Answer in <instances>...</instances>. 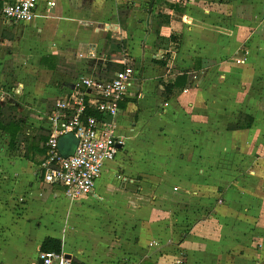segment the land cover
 <instances>
[{
	"label": "crops",
	"instance_id": "0c3cea01",
	"mask_svg": "<svg viewBox=\"0 0 264 264\" xmlns=\"http://www.w3.org/2000/svg\"><path fill=\"white\" fill-rule=\"evenodd\" d=\"M10 1L0 105L23 131L0 123V264H39L48 238L81 264H264V0H40L32 23L5 19ZM126 66L124 144L69 199L42 169L49 117L81 77Z\"/></svg>",
	"mask_w": 264,
	"mask_h": 264
},
{
	"label": "built area",
	"instance_id": "2783aa9c",
	"mask_svg": "<svg viewBox=\"0 0 264 264\" xmlns=\"http://www.w3.org/2000/svg\"><path fill=\"white\" fill-rule=\"evenodd\" d=\"M40 0H11L2 8V16L14 23H32L37 18ZM48 5L53 7L54 2ZM135 71L126 66L110 81L81 77L76 91L56 103L49 117L52 134L46 143L47 159L42 164L45 181L64 188L67 198L77 200L93 192L105 165L115 160L124 144L117 133L116 117L122 102L134 85ZM93 110L99 117L87 116ZM73 133L78 139L75 151L64 156L59 138ZM43 264H72L62 253L40 252Z\"/></svg>",
	"mask_w": 264,
	"mask_h": 264
},
{
	"label": "trees",
	"instance_id": "16d2710c",
	"mask_svg": "<svg viewBox=\"0 0 264 264\" xmlns=\"http://www.w3.org/2000/svg\"><path fill=\"white\" fill-rule=\"evenodd\" d=\"M186 1H188V0H182L180 2V4H172V5H170V7H171V9H173L175 11L184 12L186 10V8H185V6L183 7V5H184V2H186ZM159 17L161 19V22L159 23L158 28H160L162 26L164 20L169 21V19H170V16H167V15H160ZM158 34H159V30H158ZM159 40H160V42L168 43V44L171 41H176L177 43L179 42L174 36H171L169 38L159 37ZM113 45H114V43H113ZM184 80H186V77L178 76V78L176 79L174 84L169 85V87L167 88V90L169 91V94L172 93V91L170 90V86L172 89V87L178 86L181 83V81H184ZM4 108H6V107H2L0 105V123L2 122L3 124H5L4 128L7 130H10L11 133L13 134V139H15L14 136H16V135L18 136V134H21L23 131V129L21 127V124L23 122L21 119L22 117H19V114L17 113L16 109H14L13 107H8L6 109H4ZM87 116L99 117V114L93 110H88ZM6 118L8 121H5ZM244 128H246V127L242 122H238L236 125L229 126L230 130L231 129L232 130H242ZM49 138H50V135L45 134V136L42 137L43 144L47 143ZM22 142H24V141H22ZM12 144L15 145L16 140L15 141L13 140ZM32 147H35L34 143H32ZM43 151L47 153V149L45 147H43ZM46 159H47V157H46ZM46 159H45V161H46ZM41 251L42 252L62 253V243H61V241H59L57 239L48 238L44 241L42 248H41ZM72 264H81V263H73L72 262Z\"/></svg>",
	"mask_w": 264,
	"mask_h": 264
},
{
	"label": "water",
	"instance_id": "95a60500",
	"mask_svg": "<svg viewBox=\"0 0 264 264\" xmlns=\"http://www.w3.org/2000/svg\"><path fill=\"white\" fill-rule=\"evenodd\" d=\"M78 145V139L75 137L73 133H69L63 137H61L58 141V148L64 156H69V154H72L76 146ZM67 259H71V256H66ZM39 264H43V262L40 260Z\"/></svg>",
	"mask_w": 264,
	"mask_h": 264
},
{
	"label": "rangeland",
	"instance_id": "374dc122",
	"mask_svg": "<svg viewBox=\"0 0 264 264\" xmlns=\"http://www.w3.org/2000/svg\"><path fill=\"white\" fill-rule=\"evenodd\" d=\"M15 82H13L12 84H7L5 87L7 88V89H11V86H13V87H15ZM10 86V87H9ZM15 97V96H14Z\"/></svg>",
	"mask_w": 264,
	"mask_h": 264
}]
</instances>
